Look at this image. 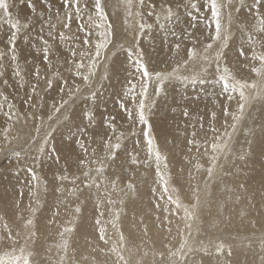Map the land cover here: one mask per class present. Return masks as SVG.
<instances>
[{
  "label": "bare ground",
  "instance_id": "obj_1",
  "mask_svg": "<svg viewBox=\"0 0 264 264\" xmlns=\"http://www.w3.org/2000/svg\"><path fill=\"white\" fill-rule=\"evenodd\" d=\"M21 1L23 0H9L12 5L10 11L13 18L19 19L22 24L29 25L28 28L22 29L18 35L17 61L11 60L10 46L7 43V38L11 35L12 30L6 21L0 24V50L5 52L4 58L0 60V66L4 72V75L0 76V93L8 97V103H12L14 111L19 114L18 119L13 117L10 120L4 114L7 107L0 111V146L8 147L3 140L2 133L5 127L11 125L10 139L15 141L13 147H16L17 150L20 147L24 149V153L19 159L11 151L0 152V163L4 160L0 168V216L4 218L3 221H0V235H7V231L3 227L6 223L12 229L13 235L16 232L21 233V236L18 237L17 248L24 246V223L31 216L29 211L31 206L32 209H36V236L29 241L27 250L33 252L32 259L35 264H60L61 260H64V264H97V262H103L106 259L114 260L115 256L109 253L111 245H105L103 241L99 240L98 227L95 226V220L103 211L102 219L106 223L107 238H111L113 241L118 239L110 224L112 205L107 204L104 187L105 178H107L109 182L107 191L111 193L110 198L116 201L115 207L121 212L120 231L127 239V247L134 249L132 258L141 260L144 264H157L158 261L166 258L169 245L179 246L178 229L187 230L184 229V221L181 219L183 211L178 210L173 204L166 203L168 195L164 190L160 191L159 189L158 191L163 193L154 197L153 200L150 199L152 202L149 200L151 203H148L146 188L148 186L151 188L159 175L154 157L148 154L146 139L143 136L144 128L136 120L135 105L124 95L131 84L138 85L139 82V76L135 72L132 61L127 59L126 49L135 43L138 49L143 50L144 59L150 70L172 72L180 62L178 77H191L193 75L192 61L189 59L188 65L182 63L189 57L188 52L185 53L186 55L183 54L184 50L183 55L176 51L170 55L164 54L167 52L166 45L162 44L161 39H157L159 36L157 32L159 31L161 35L165 36L166 27L171 28L179 23V20L184 26L193 23L192 17L188 18L187 15L195 10L190 6L186 7V5L197 1L181 0L183 5L180 9L174 4L173 9L178 12V15L172 20H165L162 14L160 19L154 15L150 16L148 14L150 10L145 6L141 9V11H145L144 21L148 24L151 23L152 27L145 29L144 34L139 36L133 31L139 23V18L137 17L135 24L131 21L126 22L127 12L122 7L123 0H119V3L117 0H107L106 11L108 19L113 25V42L116 45V48L110 45L106 52L107 66L110 68L109 78L99 79L105 66V60L101 57L96 77L87 85L81 77L75 75L76 68L68 48V44H80L81 47H84L81 43L83 34L78 30V25L80 23L87 24V16L83 21L74 17L69 31L62 26L67 9L62 6L61 0H31L35 11L30 6L29 0H26L28 2ZM249 1L245 0L246 4ZM80 2L83 5L87 0H80ZM162 2L163 0H146V5L148 3L156 4V11L159 12ZM224 2L226 3L227 0ZM46 4H50L51 9L46 7ZM114 5L116 6L114 7ZM238 6V0H233V7L224 9V24L226 26L228 25V11L232 12V18L231 26L228 28L231 36L227 42L228 47L222 49L225 56L221 67L227 64L236 78L239 75L243 78L242 75L249 76L255 72L252 71L253 63H251L248 51L243 56H240L238 52L241 47L247 50L248 40L242 39L247 37L248 32L251 31L249 28L242 27L246 23H250L247 18L249 9L241 8L240 10L246 16H239L240 19H238V11L234 10ZM57 9H60L59 20L56 16ZM49 16L52 23L56 24V28L52 29L55 39L48 37ZM253 17L252 20H254ZM41 26H43V32L40 31ZM60 32H64L67 37H76V39L62 43L59 40ZM40 36L49 40L52 49L49 59L52 61L53 67H48L43 60V43L39 39ZM140 37L143 40L140 41ZM182 39L185 40V37ZM191 39L187 38L185 41V50L189 51L195 47L200 54V59L195 63L203 66V50L207 44L213 43V41L207 42L201 38V41ZM90 40L91 43L87 47L94 51V45L97 42L95 30H93ZM156 40H158L157 45ZM121 45H123V50H121ZM172 47L173 45H171ZM217 47L218 43H214L213 48L208 50V54L214 56ZM258 50L262 49L259 47ZM114 51L116 55H112ZM66 60L67 63H65ZM37 66L40 70L39 79L35 75ZM17 67L21 73L20 77L14 75ZM214 71L215 62H212V67L205 74L207 81H210ZM55 73H59V76H56ZM130 77L131 79H129ZM215 77L218 79V74ZM47 79L53 80L51 88L46 84ZM259 79L258 77L255 81H259ZM5 80L8 82L7 85L4 84ZM65 80L68 81L67 85L64 84ZM250 82L252 81L248 83ZM76 86L80 87L79 93L75 91ZM33 87L36 88L35 93L32 92ZM62 88L64 91H61ZM68 89H72L71 95ZM211 89L212 84L208 86L207 83L201 84L199 81L192 83L191 79L176 78L166 83L164 91L159 96L152 97L155 106L150 107L147 114L155 129L162 131L169 124L168 127L177 128L176 132L179 130L178 135L170 136V140L159 139L161 140L159 149L164 152L168 164L167 169H164L162 163L161 171L169 177L170 187L171 178H173L175 184L180 185L178 190L182 191L186 200H194V203L193 190L197 185L203 189L205 182H208V194L205 197L208 202L200 211L197 221L200 234L197 235L193 231L194 238L201 241L202 247L198 246L194 255L189 254L188 264H192L193 261L211 259L213 250L207 248L209 247L208 240L216 237L222 238L225 243L233 246L231 256H228L227 252L224 254L231 264H261V260L264 258V228L261 227L264 224V185L261 184V178L264 177V98L253 91L254 98L250 100L241 116V113L237 111L238 102H234V99L225 101L226 99L215 97L213 101H216L217 104L210 106V112L216 113L218 106L230 107L229 113L232 118L230 120L220 114L222 116H216L213 121L211 116L202 115L197 110H193L196 108L194 102L196 103L198 100L197 96L195 97L197 91L203 92L205 95ZM91 91L96 92L95 100L91 99ZM152 92L153 89L150 88L149 93ZM180 98H184V100ZM121 100L126 103L127 107L133 109L132 119H129L119 107ZM62 101H68V104L62 109L63 114L56 113L53 103L59 106ZM89 110L95 115V120L91 123L86 117L82 119L84 113ZM185 111L188 112V116L184 115ZM253 113L259 114V117H255ZM49 115L53 117L51 121L48 120ZM57 116H59V121L56 119ZM235 116L240 117L239 121L233 118ZM41 117H43L45 129L49 124L56 129L50 138L49 148L55 145L58 149H65L66 146L72 145L77 154L75 159L66 161L61 156L57 162L46 154L43 157L37 154L36 146L32 144L30 137L37 138L36 128L40 126ZM108 117H115L113 122L116 124V129L112 131L107 128L108 135H106L104 129L107 124L101 125L100 122L106 121ZM252 117L258 119L256 124L253 123ZM206 122L208 126L205 125ZM233 124H235V130L231 127ZM209 127L212 128L208 129ZM213 128L216 131H213ZM225 132L231 134L230 140L224 135ZM121 133H123L119 140L121 149L118 150L114 162L106 161L105 172L102 176L97 177L95 169L99 165L94 161L104 158L105 142L111 138L112 143H115ZM40 135L42 136L43 132ZM217 137L223 138L224 141L227 140L230 148L227 157L221 155L218 161L223 170L221 173L223 182L216 179L209 180L206 172V169L211 166V143ZM78 140H83L89 148L87 156L75 143ZM26 141L28 142L25 143ZM189 141H193V143L189 144ZM197 145L200 146L199 151H197ZM205 145L207 154H205ZM92 149H96V152L93 153ZM133 156L136 157L138 163L132 162ZM79 159L90 161L88 165V168L92 169L90 175L96 179L97 184L101 185L99 191L95 186L85 187L87 181L83 173L88 168L80 166ZM197 162L203 165L202 169L195 168ZM21 163V169L27 170L31 167L37 173L40 178L38 187L34 186L36 182L32 180L31 174L27 177L24 170V172L21 170V173L18 172ZM65 173L69 176V180L61 182L55 178ZM73 176L79 177L75 184L72 183ZM253 176L254 178L251 179ZM116 177H119L118 187L123 191L112 189L110 181ZM129 182L135 185L134 191L127 189ZM194 183L197 185L194 186ZM156 185H154L155 190L158 189V185L157 187ZM73 188L80 190L77 196L70 194ZM97 196L105 201L103 207L97 206ZM120 200H123V204L120 203ZM182 201L185 203L184 200ZM51 204L54 206L47 209V206ZM78 204L81 208L79 214L75 213ZM54 211L58 215L49 224ZM74 218H76L74 230L72 233L66 234L65 237L69 244L68 254L65 256L60 247L62 239L59 233L63 231L64 227H71ZM213 224H217L218 229L213 228ZM173 236L176 237L175 240L171 239ZM136 249L138 251H135ZM4 251H11V248H4L0 245V255ZM161 252L165 253V257L158 255ZM145 253H147L146 256ZM153 253H157V255L154 256ZM124 254L127 258L128 252Z\"/></svg>",
  "mask_w": 264,
  "mask_h": 264
},
{
  "label": "snow or ice",
  "instance_id": "obj_2",
  "mask_svg": "<svg viewBox=\"0 0 264 264\" xmlns=\"http://www.w3.org/2000/svg\"><path fill=\"white\" fill-rule=\"evenodd\" d=\"M117 3H119V0H117ZM29 4L32 7L33 11H35V6L31 4V0H29ZM61 4L64 8L67 9V11L64 14V22H63V28L70 31V25L73 21V18H79L81 21L85 19V16H87V24L80 23L78 25V30L83 34V40L82 45L84 47H81L80 44H68L69 48V55L72 58V62L76 68L75 75L82 78V80L85 82V84H89L93 81V79L96 77L97 69L100 67V58L103 57L105 60V66L103 68V72L101 73L99 79L100 80H106L109 78V71L110 68L107 66V55L106 52L109 49V46L112 45L113 48H116V45L113 42V25L112 22L108 19V13L106 11L107 7V0H87L86 3L81 5L80 0H61ZM176 5V7H179V4L177 3V0H163L160 6V11H156V4L148 3L146 5V0H123L122 7L127 12V18L126 22L131 21L133 24H135L137 17L139 18V23L136 25V27L133 29L137 33V35L142 36L144 34L145 29H149L152 27V25L146 23L144 21V12L141 11L145 6L150 10L149 15L156 16L157 19L161 18V14L163 13V18L165 20H172L177 17L178 12L174 11L173 5ZM245 0H238V7H235V11H240L241 8L244 7ZM10 5L9 0H0V24H3L5 21L7 25L10 26L11 35L7 38V43L10 46V53H11V60L17 61V53H16V43L18 39V35L22 31V29H26L29 27L27 23L22 24L19 19H14L13 14L10 11ZM116 5H114L115 7ZM190 6L192 9L195 10L196 16H192L191 13H189L190 16H192V20L194 21L193 24L190 25V27L195 28L196 23L199 22V13L201 11V7L198 2H191L189 5H186V7ZM204 6L209 10L210 12V19L205 18V24L206 27L211 28L214 26V34L211 36V39L213 43H209L205 46L203 52V66L196 65V60L200 59V54L197 52L196 48L189 49L188 55L190 60L193 64V75L191 77L189 76H183L178 77L180 62L177 64V68L173 69L172 72H166V71H155L150 70L148 63H146L144 59V52L141 49H138V46L133 43L132 46H129L127 51V59L132 61L133 67L135 69V72L139 76V82L137 84H131L129 88L125 91L124 95L129 98L135 105V116L136 120L140 125L143 126V136L146 139L148 154L151 157H154L155 163H156V169L157 173L160 177L161 182L164 185V191L170 192L172 194H169L166 200V203H170L176 206L178 210L183 211L182 220L184 221V229L187 231H181L178 229V235L180 236L179 246L175 247L172 245L168 246L167 256L165 259H162L161 261H158L157 264H188L187 257L190 253H194L196 251V248L198 246L202 247L201 241L197 240L193 236V231L197 235L200 234V228L198 226V219H199V213L202 210L203 206L208 202L206 200V196L208 194V182L206 181L204 184V188L201 189L199 185L195 187V189L192 192V195L195 199V203H189L185 204L180 198V195L178 191L175 189H169V177L165 175L163 171H161V164L163 163L164 169H167V157L162 155L159 146L156 143L155 137L153 135V125L149 118V115L147 114L150 107L155 106V101L152 98L153 96H159L165 88L166 83L171 82L173 79L180 78L182 80H189L191 79L192 83H196L199 81V83L204 84L207 83V77L206 73L209 72V69L212 67V62H215V71L213 75L218 74V79L213 80V83H219L222 85L221 93L220 94H227L226 99L228 101H232L234 96L233 94H238L239 100H238V107L240 109L241 116L243 115V111L245 107L248 105L251 99L254 97L252 96V92L255 91L256 94L262 98H264V0H252V3L249 5V11H254L255 15L253 19L257 21L255 25H252L258 32L259 36H257L256 33L249 31L248 32V42L255 46L259 44L261 51H255L253 50L251 52V60L252 61H258L259 67H253L252 71L257 74V76L260 78L259 81H252L251 84L248 83L247 80L244 79H237L236 76L232 73L230 68L227 66V64H224L223 67H221V63L223 61V58L225 56V53L222 49L228 47V40L230 39L231 33L228 31V28L231 26V18H232V12H227V19H228V25L226 26L224 24L225 19V8H232L233 7V0H227L225 3L224 0H204ZM46 7L51 9L50 4H46ZM135 9V11H133ZM59 12L60 9L56 10V16L57 20H59ZM48 37L50 39H55L54 33L52 29L56 28V24H53L51 21V17L49 16L48 19ZM242 27H248L247 25H244ZM93 30H95V34L97 36V42L94 45V51L92 48L87 47L90 43V37L93 35ZM41 32H43V26H41L40 29ZM175 35V33H173ZM189 36H193L194 33H188ZM27 39V37H25ZM39 39L43 43V60L46 62L48 67H53L52 61L49 59V55L52 53L51 46L49 45V40H46L43 38V36H40ZM76 37H67L65 36L64 32L59 33V40L62 43H66L69 40H75ZM198 39V37L196 38ZM218 43V47L215 51L214 56H210L208 54V50L213 48V44ZM121 50H123V45L120 46ZM181 45L177 43L175 45V48L179 50ZM245 49L241 47L238 52L240 56L245 55ZM112 55H116V52L114 51ZM5 56V52L3 50H0V60H2ZM87 61V63H85ZM67 63V60L65 61ZM184 65L189 64V60H184L182 62ZM113 69H114V63H113ZM197 68H199V71H197ZM4 72L2 70V66H0V76H3ZM14 75L20 77L21 73L19 70V67H17L16 71L14 72ZM36 78H40V70L37 66L35 71ZM56 76H59V73H55ZM7 80L4 81V84L7 85ZM53 80L47 79L46 84L49 88L52 87ZM68 81L65 80L64 84L67 85ZM137 88H139V91H137ZM152 88L153 92L150 94L149 89ZM61 91H64L62 88ZM75 91L77 93L80 92V87L76 86ZM32 92H36V88H32ZM69 94H72V89H68ZM0 111H3L5 107H7V111L4 113L5 116H7L10 120L13 119V117L17 118L19 117V114L14 111V105L12 103H8V97L5 96L3 93H0ZM96 98V92L91 91V99L95 100ZM68 104V101H62L59 106H57L55 103H53V109L56 113H62V109L65 108V106ZM119 107L126 113L127 117L129 119L133 118L134 111L132 108H129L126 106V103L121 100ZM223 114L225 117L231 115L229 113V110L227 107H224ZM185 116H188V112H184ZM87 118L89 122L95 120L94 113L89 110L84 113V116H82V119ZM212 120L215 121L216 119V113H211ZM235 120L239 121L240 117L235 116L233 117ZM53 117L51 115L48 116V120L51 121ZM57 121H59V116L56 117ZM67 119V117H65ZM115 120V117H108L106 121H101V125L107 124V127L111 129L112 131H115L116 124L113 122ZM227 123V121H226ZM10 127L4 128V131L2 133L3 140L8 145V147L0 146V152H8L11 151L13 154L19 159L21 155L24 153V149L22 147L17 150L16 147H13L15 141L10 139L11 132ZM233 130H235V124L232 125ZM213 131H216L214 128ZM56 131L55 128L52 127L51 124H49L48 128L45 129L43 127V117L40 118V126L36 128V137L37 138H31V142L33 145L36 146L37 154L41 157H43L45 154L49 158H54L57 162L61 159V156L65 158V160H73L77 157V154L75 153V149L72 145L66 146L65 149H58L55 145H52L51 148H49L50 138L53 136V133ZM95 131V130H93ZM43 132V135L41 136L40 133ZM231 139V134L225 132L224 134ZM123 136V133L120 134V137H117V141L115 143H112L111 138H109L105 144H104V153L105 156L103 159H96L94 162L98 164L99 166L95 169V172L97 174V177H100L105 172L106 168V161L112 160L114 162L118 150L121 149V144L119 142L120 138ZM26 141L25 143H27ZM78 144L80 150L87 156L89 152V148L86 146L83 140H78L75 142ZM139 143V141H137ZM193 141H189V144H192ZM199 145H197V151H199ZM211 166L206 169L207 176L209 180H220L222 181L221 173L222 168L218 164V161L220 159L221 155H224L227 157L228 152L230 151L229 143L227 141H224L223 138L217 137L215 138L214 142L211 143ZM92 152L95 153L96 149H92ZM205 154H207V146L205 145ZM133 163H138L136 160V157H132ZM90 161L87 159H79L78 164L80 166H83L85 168H88ZM195 168L197 170H200L203 168V165L199 162L196 163ZM27 171L31 174L32 180L36 182L34 185L35 187L39 186V176L37 173L29 167ZM92 171L91 168H88L87 171H84L83 176L87 183L85 184V187L92 188L93 186L96 187L97 191H99L101 185L96 183V179L90 175V172ZM191 176V173H189ZM61 182L69 180V176L67 173L64 175H58L55 177ZM79 179V177L73 176L72 177V183L75 184L76 181ZM119 180V177H116V179H113L110 181L112 189L116 191H123L118 187L117 181ZM105 196L107 197V204L112 205V208L110 209L111 213V220L110 224L113 230H115L118 239L113 241L111 238H107V227L105 221L102 219L104 216V212L101 211L99 213V216L95 220V226L98 227V238L100 241H103L105 245H111L109 249V253L111 255L115 256L114 260H104L103 262H97V264H144L141 260H134L132 258V254L134 252L133 248L127 247V239L123 232L120 231L119 228V220L121 216L120 210L115 207L116 201L112 200L111 193L107 191L108 187V180L105 178ZM261 184L264 185V177L261 178ZM127 189L129 191L135 190V185L131 182L127 184ZM63 191V189H60ZM78 188H73L71 190L72 196H77L79 193ZM23 194L21 190V195ZM104 200L100 199L99 196H97L96 204L97 206L103 207ZM120 203L123 204V200H120ZM159 207V205H157ZM29 211L31 213V216L25 221L24 223V246L18 247V237L21 236L20 232H16L15 235H13L12 229L8 227V225L5 223L3 225L4 229L7 231V235H0V245H2L4 248H11V251H4L2 255H0V264H35L33 257V252L30 250H27V246L30 240L35 238L36 231H35V213L36 209H32L31 206L29 207ZM81 211V208L79 204L75 208V213L79 214ZM58 213L53 212L52 214V220H49V224H51L57 217ZM3 217L0 216V221H3ZM76 223V218L72 221L71 227H64L63 231L59 233L62 244L60 245L61 249L64 251L65 256L68 254L69 250V244L68 240L65 238L66 234H70L73 232L74 227ZM213 228L218 229L217 224L212 225ZM262 228H264V224L261 225ZM146 231V229H145ZM169 232H171V229H169ZM171 239L175 240L176 237L173 236ZM209 248L213 250L211 253L212 258L207 260H200V261H193L192 264H231V262L225 257V253L227 252L228 256L232 255V245L225 243V241L220 238L216 237L215 239H209L208 240ZM103 251V249H101ZM135 251H138L136 249ZM125 252H128V257L126 258ZM145 256L147 253L144 254ZM153 255H157V253H153ZM161 257H165V253L161 252L158 253ZM87 259V258H85ZM60 264H64V260L60 261ZM261 264H264V258L261 260Z\"/></svg>",
  "mask_w": 264,
  "mask_h": 264
},
{
  "label": "rangeland",
  "instance_id": "obj_3",
  "mask_svg": "<svg viewBox=\"0 0 264 264\" xmlns=\"http://www.w3.org/2000/svg\"><path fill=\"white\" fill-rule=\"evenodd\" d=\"M179 1H181V0H178L177 1V3L179 4V7H178V9H180L181 8V6L183 5V1H181L180 3H179ZM194 1H197L198 3H199V5H200V7H201V11H200V13H199V22L198 23H196V27L195 28H193V27H190V25L191 24H193L194 23V21L192 20V22L193 23H191V24H189V25H187V26H184L182 23H180V20H179V23H177L176 25H174V26H172L171 28L170 27H166V37L165 36H163V35H161L160 34V32L158 31L157 33H158V40L159 39H161L162 40V44H165L166 45V51L168 52H165L164 54H167V55H170V54H172V53H175V51L176 52H179V53H181L182 54V52H183V50H184V52H183V54H185V53H187L188 51H186L185 50V47H184V45H185V41L187 40V38H189V39H191V38H193L194 40H196V38L198 37V39H197V41H201L200 40V38L201 39H203V40H205V41H207V42H209V40H212L211 39V36L214 34V26L213 27H211V28H208V27H206V24H205V18H209L210 19V12H209V10L204 6V0H194ZM21 2H28V1H26V0H23V1H21ZM20 2V3H21ZM252 3V0H250L249 2H248V4H246V2H245V4H244V6L245 7H243V9L245 8V9H249V5ZM248 5V6H247ZM174 6V5H173ZM192 10V9H191ZM144 13H145V11H143ZM204 12V13H203ZM238 13V19H240L239 18V16L241 17V16H246L244 13H242V11L240 10V11H238L237 12ZM192 14V16H196L197 14H196V12H192L191 13ZM162 15H164L163 13H162ZM255 14H254V11H250L249 13H248V16H247V18H248V20L250 21V23H246V25L248 26V27H246V28H249V30H251V31H254V32H256L255 30V28L254 27H252V25H255L257 22H255V20H252V16H254ZM188 16V18L190 17V15H187ZM191 16V17H192ZM250 18V19H249ZM176 20H178V19H176ZM146 22V21H145ZM151 24V23H150ZM182 24V25H181ZM250 25V26H249ZM205 27V28H204ZM179 28V29H178ZM198 28V29H197ZM207 28V29H206ZM174 30V31H173ZM181 30V31H180ZM206 30V31H205ZM168 31V32H167ZM173 31V32H172ZM183 31V32H182ZM199 31V32H198ZM171 32V33H170ZM194 33V35L193 36H190V37H187V36H189V35H186V34H188V33ZM173 33H175V35L173 34ZM177 33V34H176ZM205 33V34H204ZM181 34V35H180ZM257 34V36H259V34H258V32L256 33ZM169 35V36H168ZM210 35V36H209ZM169 38H168V37ZM185 37V40L184 39H182V38H184ZM168 38V39H167ZM179 39V40H178ZM182 39V40H181ZM245 39H247V37H243V39L242 40H245ZM140 41L141 40H143V38L141 39V37H140V39H139ZM158 40H156V45H157V41ZM192 40V39H191ZM248 40V39H247ZM155 41V40H154ZM170 42V43H169ZM177 43H179L180 45H181V47H180V49H179V51L175 48V45L177 44ZM169 44V45H168ZM171 45H173V47L171 48ZM247 46H248V48H247V50H246V52L245 53H247V51H248V54H249V56H251V52H252V50H255V51H259L258 49H259V44H257V45H255V46H253V45H251L249 42H248V44H247ZM175 48V49H174ZM169 49V50H168ZM174 50V51H173ZM172 51V52H171ZM170 52V53H169ZM160 53V52H159ZM182 54V55H183ZM186 55V54H185ZM179 57H180V55H178ZM186 57V56H185ZM238 57H240V56H238ZM241 58V57H240ZM187 60H189L190 58L189 57H187L186 58ZM251 63H253V66H252V68L255 66V67H259V63H258V61H252L251 60ZM238 75V74H237ZM243 76V78H241V75H239V76H237V79H244V80H246L247 79V81L249 82V81H253V80H256L258 77H256L257 75H256V73L255 74H252V75H249V76H244V75H242ZM214 77V78H213ZM215 76H213V73H212V77L210 78V81L208 80V82H207V84H208V86L209 85H211L212 84V89L210 90V92H208L207 94H205L204 95V93L203 92H199V91H197V93H196V95H195V97H196V99L198 98V100L196 101V103L194 102V104H195V107L196 108H194L193 110L195 111V110H197L200 114L202 113V115H204V114H206V116H211V112H210V106H212L213 104H217V102L215 101H213V99L216 97H221V98H223V99H226V95L227 94H220L221 93V88H222V85L221 84H219V83H213V80H215ZM129 79H131V77L129 78ZM250 83H252V82H250ZM249 83V84H250ZM215 84V85H214ZM82 86V85H81ZM214 89V90H213ZM208 94H210V95H208ZM201 95V96H200ZM199 96H200V98H199ZM211 96V97H210ZM233 96H235L233 99H234V102H238V94H233ZM237 97V98H236ZM97 98V97H96ZM206 98V99H205ZM180 99H182V100H184V98H180ZM209 99V100H208ZM204 100V101H203ZM201 101V102H200ZM225 101H228L227 99L225 100ZM199 102V103H198ZM233 102V103H234ZM193 104V103H192ZM193 104V105H194ZM237 105H238V103H237ZM234 108L236 109V106H234ZM223 109H224V107L223 106H218L217 108H216V116H222V115H220V114H223ZM230 109V107H228V110ZM203 110V111H202ZM190 111H191V109H190ZM194 111H192V112H194ZM205 111V112H204ZM237 111H238V113H240V109H239V107H237ZM204 112V113H203ZM251 112H252V110H251ZM191 113V112H190ZM256 113H253V115L256 117H259V114H256ZM223 116H224V114H223ZM227 118L228 119H230L231 120V118H232V116L231 115H229V116H227ZM253 118V123L254 124H256V121L258 120L257 118H254V117H252ZM169 125V124H168ZM168 125L165 127L166 129H167V131H166V129H164V130H162L161 131V129H159V130H156L155 129V127L153 126V135H155L154 137H155V140H156V143H157V145L158 146H160V144H159V141L161 142V140L163 139V138H165V139H167V140H170V136H173V134L175 135H178L177 133L179 132V130H178V132H176V130H177V128H171L170 126V129H169V127H168ZM170 125H171V123H170ZM206 126H208V123L206 122V124H205ZM232 127V126H231ZM105 128L106 129H104L105 130V134L106 135H108L107 134V126H105ZM210 128H212V127H209L208 129H210ZM108 130H109V128H108ZM170 130V131H169ZM161 131V132H160ZM163 132V133H162ZM157 133H160V134H158L157 135ZM94 135V134H93ZM160 135V136H159ZM164 137H163V136ZM165 135H167V136H165ZM241 135H242V133H241ZM241 135H238L239 137L241 136ZM95 137V136H94ZM160 137V138H159ZM178 138V137H177ZM90 139H91V137H90ZM108 139V138H107ZM159 139H161V140H159ZM172 139V138H171ZM174 139V138H173ZM227 141V140H226ZM228 142V141H227ZM162 153V155H164L163 153L164 152H161ZM4 160H2V162H3ZM2 162L0 163V168H1V164H2ZM22 166V163H21V165L19 166V169H18V172H20L21 173V171L22 172H24V174L25 175H27V177H28V175L30 174L26 169L24 170V168H20ZM74 166H76V165H74ZM21 170V171H20ZM24 170V171H23ZM21 175H19V178H21L20 177ZM171 178V177H170ZM254 178V176L251 178V179H253ZM159 180V181H158ZM171 181H172V184H171V187H170V185H168L169 186V189L171 190V189H176V191H178V193H179V195H180V198H181V200H184V202L187 204H189V203H194V200H186V196L185 195H183V193H182V191H180V190H178V188H180L178 185H177V183L175 184V181L173 180V178H171ZM149 184V183H148ZM158 185V187H157V185ZM150 185H152V184H150ZM154 185H156V187L158 188L157 190H155V186ZM151 188H150V186H148V188H146V196H147V199H148V203L150 204L151 202H152V200H153V198L154 197H156V196H158V195H161V193H163V192H160L161 190H164V185H163V183L161 182V180H160V177L157 179V181L155 182V184H154ZM172 185H173V187H172ZM197 184H195L194 183V186H196ZM124 187H126V186H124ZM150 188V189H149ZM125 189V188H124ZM160 189V191H158ZM2 190V189H1ZM183 190V189H182ZM3 191V190H2ZM151 194H150V193ZM165 192V191H164ZM184 192V191H183ZM153 193V194H152ZM166 193V195H169V194H172V193H170V192H165ZM153 195V196H152ZM183 197V199H182V197ZM150 199H152V200H150ZM151 202H150V201ZM52 205V206H51ZM51 205H48L47 206V209L48 208H52L53 206H54V204H51ZM50 206V207H49ZM97 211V210H96ZM96 219V218H95ZM68 227V226H67ZM207 248H209V247H207ZM193 255H194V253H192Z\"/></svg>",
  "mask_w": 264,
  "mask_h": 264
}]
</instances>
